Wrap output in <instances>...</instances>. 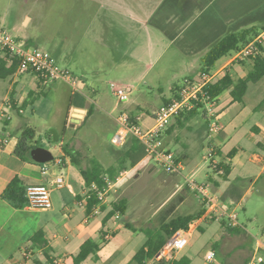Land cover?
<instances>
[{
  "label": "crops",
  "instance_id": "0c3cea01",
  "mask_svg": "<svg viewBox=\"0 0 264 264\" xmlns=\"http://www.w3.org/2000/svg\"><path fill=\"white\" fill-rule=\"evenodd\" d=\"M103 7L99 6L93 11V21L100 20L99 26L98 24L96 26L100 28L98 30L94 28L92 31L97 43H99V33L104 35L103 28L104 31L109 32L110 24L114 22L120 26V31L122 30V34L116 37L117 45L127 43L129 46L130 37H132L131 44H137L136 38L140 37L149 40L153 36L156 39L164 38L167 47L174 45L176 53L190 61L188 67H191L195 61L201 62L208 48L226 33L252 26L264 27V0H162L148 19L150 27L135 15L138 8L130 9L128 4H114L113 0H106ZM109 21L111 23L108 24ZM148 29L150 32L147 31ZM262 30L264 28L260 31ZM148 44L153 45L151 41ZM128 46L123 51L128 53ZM137 49H134L135 53H139ZM152 50V47H149L145 52L149 53ZM262 53L264 56V46ZM252 66L251 58L233 61L231 56L220 68L215 67L214 70H220L219 77L227 70L236 80L245 77ZM199 68L200 64L192 77L198 74ZM0 80L8 81V87L0 81V141L6 139V143L0 149V264H34L36 259H40L43 264H71L81 244L87 239L96 242L98 249L80 264H138L135 254L144 245L149 234L144 233L143 227H135L133 220L128 219V207L122 215L116 213L109 216L108 212L112 202L121 198L126 199L127 191L132 189L135 183L128 184L124 179L132 171H137L138 167H145L147 159L140 160L131 169L123 170L127 171V174L122 177L121 171L115 181L116 187L113 190H104L102 200L87 212L88 187L79 167L76 168L63 152H58L53 168L24 161L14 154L19 139L18 134H21L31 121L21 118V121L14 125V129L10 130L8 126L12 117L5 107H10L18 115H23L25 111L22 107L31 96L30 93L39 92L38 88L46 83L40 82L33 72L20 68L13 75ZM64 83L67 84L65 81ZM83 85V80L78 78L77 87L73 90L81 92ZM2 86L5 94L1 98ZM172 88L171 95L163 99L161 104L173 98ZM69 89V94L66 95L64 122L66 119L72 121L73 118L74 106L71 107L73 111L67 116L68 103L73 91ZM157 108L150 115L142 117L141 124L144 129L152 126ZM83 109L84 112L78 117L77 124L84 122L88 109H92L93 112L92 105L88 102ZM34 111L35 109L32 113ZM187 111L188 109L183 111L182 117L173 118L160 136L162 146L173 152L181 160L184 168L187 162L194 161V152H188L190 147H194L199 139H203V135L208 137L204 109H198L192 115L187 114ZM216 111L220 130L211 137L214 153L211 161L209 160V168L215 175L207 173V181L204 183L206 189L209 184L212 190L210 193L207 189L209 200L200 198L199 209L193 213L180 214L178 211L188 204V197L185 189L175 183L172 196L165 200L168 205L160 207L157 211L158 227L175 215L196 214L200 210H203V213L192 221L193 228L186 246L170 254V257L157 255L148 258L144 261L145 264H159V260L167 264L168 261L182 256L188 258L189 264H215L220 254L226 255L225 264H237L234 254L235 248L240 247V243L236 241V236L241 232L238 228L236 232L229 231L225 219L220 215V210H235L244 202L245 194L251 189V184L264 175V77L249 84L241 101L232 100L230 89L222 93L216 99ZM199 112L202 113V121L192 122V118ZM232 149L236 152L228 158L227 154ZM108 153L103 155L104 159L100 153L101 157L98 158L91 154L85 163L80 159V166L88 167L93 161L103 166L111 165L114 162V155L113 152ZM222 164H228L230 167L226 178L223 177V170L218 167ZM202 169L204 163H195L192 175H196ZM138 173L135 172L133 178H136ZM15 176H20L26 186L37 183L47 185L51 193L52 207L47 210L33 208L27 204L15 207L3 198V190ZM59 176L63 180L61 187L56 184V178ZM208 230H212V238L203 245L204 248L209 246V249L204 252L201 249L192 251L190 242L193 236L196 233L200 236L204 235ZM102 231H104L103 235H101ZM38 232L42 235L41 240L45 241L44 249L33 247L32 239ZM254 244L258 250H264L262 240L257 239ZM210 251H214V257L208 262L206 255ZM24 253H28L27 256ZM46 258H49V261H46Z\"/></svg>",
  "mask_w": 264,
  "mask_h": 264
},
{
  "label": "rangeland",
  "instance_id": "374dc122",
  "mask_svg": "<svg viewBox=\"0 0 264 264\" xmlns=\"http://www.w3.org/2000/svg\"><path fill=\"white\" fill-rule=\"evenodd\" d=\"M113 1L114 4H128L130 9L138 8L135 15L142 19L146 26H149V17L162 2V0ZM105 2L106 0H0V30L7 32L15 40L24 42L28 47L48 51L61 67H67L74 77L81 78L84 85L80 91L93 108L92 114L85 122L77 124L66 119L65 125L66 95L69 94V88L73 90V87L65 84L63 80L41 85L38 88L39 92H34L27 98L22 107L25 111L23 115H18L10 107H5L12 117L8 126L10 130L14 129V125L21 121V118L30 119L29 126L36 132V145L49 149L54 155L53 160L42 163L50 168H53L58 152H63L60 145L53 140L51 129L56 130L62 138V146L68 143L78 151L84 163L91 154L95 158L101 155L103 157L117 148L111 143V137L117 126L116 117L121 112L141 117L150 115L161 105L163 99L171 95V88L195 73L201 63L195 61L188 67L190 61L176 53L174 45L167 47L164 38L156 39L153 36L149 40L140 37L136 38L137 44H131L130 37L129 46L127 43L117 45L116 37L122 34V30L120 31V26L114 22L110 24L109 32L103 28L104 35L99 33L97 43L92 31L94 28L96 30L100 28L96 27L97 24L99 26L100 20L93 21V11L99 6H105ZM150 41L152 46L148 44ZM126 46L128 53L123 51ZM149 47L153 50L146 53L145 50ZM135 48H138L139 53L134 52ZM232 55L233 52H230L220 58L215 67L220 68ZM1 82L8 87L7 80ZM112 83L130 89L126 101H118L111 88ZM4 94L3 87L1 98ZM33 109L35 111L32 113ZM72 111L70 108L67 116ZM201 114L199 112L191 121H202ZM204 117L208 126V118L205 114ZM210 140L209 134L208 137L203 135V139H199L194 147H190L188 152H194V161L185 164L181 175L175 176L165 172L159 163L149 157H146L145 167H138L137 171L134 170L127 175L124 180L128 181V184L135 183L125 195L127 216L129 220H133L135 227H143L144 233L150 235L156 233L159 223L157 211L160 207L168 205L165 202L171 195L175 183L185 189L188 197V204L182 206L178 213H193L201 207L202 195L191 190L188 184L190 180H195L197 184L204 185L207 173L215 175L209 168V160L212 159L208 156ZM197 162L204 163V169L192 175ZM75 167H80V164ZM135 172L139 173L133 178ZM250 188L245 194L244 202L234 210L237 214L236 228L241 232L236 236V241L240 243L234 254L237 264H248L252 257H260L264 262V250H258L254 244L257 239L264 242V175L251 184ZM207 189L212 193L209 184ZM223 219L227 226L226 217ZM211 236L212 230L201 236L196 233L190 242V249L192 251L201 249L202 252L208 250L209 246L204 248L203 244L212 238ZM226 260V255L220 254L215 264H225Z\"/></svg>",
  "mask_w": 264,
  "mask_h": 264
},
{
  "label": "trees",
  "instance_id": "16d2710c",
  "mask_svg": "<svg viewBox=\"0 0 264 264\" xmlns=\"http://www.w3.org/2000/svg\"><path fill=\"white\" fill-rule=\"evenodd\" d=\"M263 28V26L243 28L238 31L228 32L217 39L202 56L199 73L213 71L215 69L216 62L220 58L230 52L239 50L242 46L253 40V38ZM262 52L263 47L259 46V51L251 58L253 61L252 69L247 73L245 77L235 80L232 78L231 74L227 70H225L220 77L204 87L205 93L209 96V98L216 100L218 96L230 89L232 100L241 101L248 89L249 84L254 83L260 78L264 77V56ZM18 68V60L15 58H11L8 53L2 50V52L0 53V79L13 75L18 70ZM28 70L36 74V72L32 69ZM36 76L40 82L45 83V81L38 77V74H36ZM177 89L178 85H174L172 88L174 92L173 98L177 96ZM33 93L34 92L30 94L33 95ZM85 103L86 99L84 95L78 90H73L70 95L68 110L72 106L85 108ZM201 107V103H196L193 108L188 109L187 114L192 115L198 109H201ZM182 113L179 115L180 117L183 116ZM91 114L92 109H88L83 121L85 122V120ZM65 125H67V122H65ZM35 135L36 132L34 128H31L30 126L24 128L14 148V154L24 161L41 164L35 162L30 154L31 149L37 146L35 143ZM56 142H62V138L59 136V139ZM60 148L63 151L64 155H66L74 165L80 164V157L77 153V150H75L68 143L63 146L60 144ZM112 152L114 155V162L111 165L103 166L99 162L93 161L92 165L88 167H79V171L84 179L86 186L88 187L86 193L87 212H90L91 209L99 203L97 194L99 191H103L106 189V179L115 182L121 171L133 168L140 160L147 157L143 144H141L134 137H129L124 147L114 148ZM235 152V149L230 150L227 154V157L231 158ZM218 167L219 169L223 170V177L226 178L230 171L229 165L222 164ZM93 186H96V188H94ZM25 188L26 185L23 179L20 176H15L3 190L2 197L9 201L13 206L22 207L26 204ZM126 208L127 200L124 198L118 199L112 202L108 215L110 216L116 213L122 215L125 213ZM202 213L203 210H200L196 214L175 215L166 222H163L158 227L154 235L149 234L148 239L146 240L144 245L136 252L135 259L138 264H145L144 261L146 259L156 257L160 253V251H162L166 240L170 237L174 230L178 228L186 229L188 225L192 221L198 219L202 215ZM227 228L230 232L238 231L237 228H230L228 226ZM103 234L104 231L101 232V235ZM41 238L42 235L39 232L34 235L32 239L33 247L44 249L45 241L41 240ZM97 249L98 244L96 242L90 239L85 240L81 244L78 253L73 257V261L71 264H80ZM46 261H49V258H46ZM34 264H43V262L40 259H36ZM159 264H163V260H159ZM167 264H189V260L187 257L182 256L180 258L168 261Z\"/></svg>",
  "mask_w": 264,
  "mask_h": 264
},
{
  "label": "built area",
  "instance_id": "2783aa9c",
  "mask_svg": "<svg viewBox=\"0 0 264 264\" xmlns=\"http://www.w3.org/2000/svg\"><path fill=\"white\" fill-rule=\"evenodd\" d=\"M259 46H264V30L260 31L249 43L233 52L232 60L240 61L252 58V56L259 51ZM0 48L8 53L11 58L18 60L20 69H32L38 74L40 79L45 81V83L63 80L73 88L77 87L78 78L74 77L69 69L61 67L48 51L37 47H28L24 42L15 40L14 37L3 30H0ZM219 75L220 70L217 69L211 72H198L194 77H185L181 83L178 84L177 96L161 104L156 109L153 116V124L149 128L144 129L142 127V117L140 115H131L126 112H121L116 117L117 126L111 137V143L117 148H122L126 145L129 137H134L143 144L146 156L159 163L165 172L170 174H181L184 169L181 160L178 159L173 152L162 146L160 136L173 118L179 116L183 111L193 108L196 103L202 104L201 108L204 109L205 115L208 118L209 136L212 137L219 132L220 123L216 111V100L209 98L204 91V87L217 79ZM111 88L119 102L128 99L130 92L128 87L112 83ZM5 143L6 139L0 141V149ZM213 153L214 148L210 147L208 156L212 157ZM126 174L127 171H122L120 175L122 177ZM62 183V178L60 176L57 177V186L61 187ZM106 184V189L113 190L116 187V182H112L108 179H106ZM93 187L96 188V186ZM188 187L200 193L203 199L209 200L207 189L204 185L197 184L195 180H190ZM103 191H99L97 194L99 201L103 198ZM25 198L26 204L33 208L47 210L52 207L50 189L43 183L27 185L25 188ZM220 215L226 217L228 227H238L237 214L234 210L221 209ZM193 223L194 222H191L186 229L178 228L174 230L166 240L158 256H169L186 246L191 234V228H193ZM27 254L28 253H24L25 256H27ZM213 257L214 251H210L206 255V260L211 262ZM262 262V258L252 257L248 264H261Z\"/></svg>",
  "mask_w": 264,
  "mask_h": 264
},
{
  "label": "water",
  "instance_id": "95a60500",
  "mask_svg": "<svg viewBox=\"0 0 264 264\" xmlns=\"http://www.w3.org/2000/svg\"><path fill=\"white\" fill-rule=\"evenodd\" d=\"M73 110L74 111L72 113L73 114L72 121L78 122L79 121L78 117L81 116V113L84 112V109L79 108V107H74ZM50 132L52 134L53 140L57 141L59 139L58 132L56 130H52V129L50 130ZM30 154L32 156V159L35 162L41 163V164L54 159V155L52 154V152L49 149L39 147V146H36L33 149H31Z\"/></svg>",
  "mask_w": 264,
  "mask_h": 264
}]
</instances>
